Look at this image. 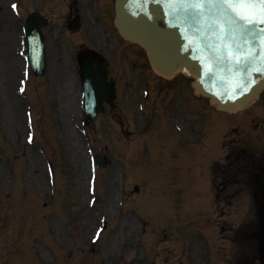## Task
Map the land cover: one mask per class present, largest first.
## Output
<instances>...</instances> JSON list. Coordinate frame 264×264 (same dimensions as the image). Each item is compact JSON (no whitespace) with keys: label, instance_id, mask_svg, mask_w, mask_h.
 Returning a JSON list of instances; mask_svg holds the SVG:
<instances>
[{"label":"rangeland","instance_id":"374dc122","mask_svg":"<svg viewBox=\"0 0 264 264\" xmlns=\"http://www.w3.org/2000/svg\"><path fill=\"white\" fill-rule=\"evenodd\" d=\"M12 1L0 2L1 19ZM74 1L23 0L24 15L42 9L52 20L48 71L32 77L30 101L18 94L23 62L9 78L0 55V264H231L243 248L235 237L254 222L255 208L235 173L228 181L238 185L230 183L219 203L210 173H220L230 149L244 170L246 155L264 147V126H258L264 97L238 115L217 112L193 95L191 79L158 77L145 52L112 28V15L106 28L94 29L87 26L94 10H80L83 26L70 32L67 7ZM77 1L96 7L95 0ZM100 2L113 8V0ZM84 41L104 51L121 89L118 102L87 127L74 64ZM143 88L149 95L140 107ZM29 107L34 145L28 142ZM93 154L107 160L97 181ZM107 221V231L92 244L94 231Z\"/></svg>","mask_w":264,"mask_h":264},{"label":"water","instance_id":"95a60500","mask_svg":"<svg viewBox=\"0 0 264 264\" xmlns=\"http://www.w3.org/2000/svg\"><path fill=\"white\" fill-rule=\"evenodd\" d=\"M158 19L170 29L159 27ZM117 25L148 49L159 74L194 77L196 91L221 110H242L264 89V19L239 5L232 10L222 0H117Z\"/></svg>","mask_w":264,"mask_h":264},{"label":"bare ground","instance_id":"6f19581e","mask_svg":"<svg viewBox=\"0 0 264 264\" xmlns=\"http://www.w3.org/2000/svg\"><path fill=\"white\" fill-rule=\"evenodd\" d=\"M6 43H9L11 47L14 46V41L11 42L9 39H7ZM10 46H6V47H4L3 51L6 52L7 54H9V52H10ZM6 57H7V55L4 56L3 59H5ZM18 62H19L18 59H16V58H11V59L9 60V63L6 64L7 69H8V70H11L12 66L14 67V65H15L16 63H18ZM66 104H67V105H71L70 100L66 99ZM75 140H77L76 136L74 135V137H73V135H72V136H71V141L74 142ZM83 167H84V169H85V168L87 169V165H84Z\"/></svg>","mask_w":264,"mask_h":264},{"label":"snow or ice","instance_id":"6c2138e0","mask_svg":"<svg viewBox=\"0 0 264 264\" xmlns=\"http://www.w3.org/2000/svg\"><path fill=\"white\" fill-rule=\"evenodd\" d=\"M222 2L224 4H233V3H260V4H264V0H222ZM13 8H16V5H13ZM242 19V18H241ZM245 31H247L245 29ZM21 91H23V89H21ZM29 142H32V138L29 137Z\"/></svg>","mask_w":264,"mask_h":264}]
</instances>
